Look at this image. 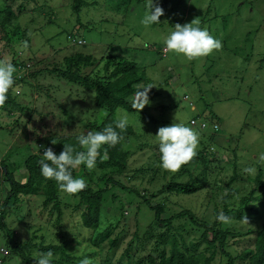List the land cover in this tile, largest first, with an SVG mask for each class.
Returning a JSON list of instances; mask_svg holds the SVG:
<instances>
[{
    "label": "rangeland",
    "instance_id": "1",
    "mask_svg": "<svg viewBox=\"0 0 264 264\" xmlns=\"http://www.w3.org/2000/svg\"><path fill=\"white\" fill-rule=\"evenodd\" d=\"M98 1L97 8L84 6L76 15L72 0H0L1 10L11 8L19 15L23 34L10 42L0 31V61L11 62L16 68L14 86L7 94L11 101L0 107V170L7 165L15 180L24 184L25 160L41 155L45 148H54L45 138L58 140L99 131L106 119L107 112L95 106L93 93L50 74L49 69L62 67L65 57L78 54L96 60L125 58L144 73L142 85L155 86L149 92L150 105L137 113H115L117 119L118 113L126 112L132 129L125 148L131 154L130 176L135 177L125 181V186L139 187L149 196L155 194L149 197L151 203H166L167 215L192 214V219L187 216L173 221L171 228L178 249L188 256L194 255L188 248L192 244L199 245V253L204 255V226L226 233V250L232 257L246 256L255 247L257 232L264 228V170L263 174L251 175V181L230 187L236 189L232 190L236 200L230 205L221 200L230 193L227 180L238 154L247 159L241 163V170L248 165L264 169L263 162L256 163L258 154L264 153V0H153L164 14L152 26L140 23L146 0H133L126 12L117 11V5L110 1ZM193 20L219 39L222 47L190 60L167 50L164 40L176 24ZM79 40L88 45L86 42L83 47ZM21 63L24 65L16 67ZM96 67H83L82 73ZM102 68L103 64L98 66ZM21 76L28 77L27 84L20 82ZM206 104L211 109L204 110ZM210 111L220 119L214 141H209L214 134L210 122L206 130L190 126L195 116L209 119ZM174 121L199 133L197 157L210 142L209 153L203 155L206 163L197 161L188 167L191 176L182 175V169L169 172L159 164L154 136L158 128ZM202 172L206 174L200 177ZM90 173L91 177L99 174ZM80 175L90 186L86 172ZM155 177L157 181L151 186L150 179ZM189 177L207 180L206 189L192 196L166 195L165 187L172 179L186 181ZM8 190L9 183L0 173V209ZM210 190L215 195L212 201ZM246 194L254 200L242 209L238 201ZM61 195L64 210L51 218L42 208L44 197L22 196L23 203L6 220L15 239L44 244L60 242L63 237L75 239L77 255L94 256L96 264H135L158 254L154 247L161 239V248H171V236H165L168 227L154 224V214L146 204L119 187L97 205L98 221L93 229L83 226L81 212L75 210L77 193ZM225 208L240 213L232 214L227 223L217 221V214ZM114 240H119L116 246L111 244ZM31 253L37 257L36 250ZM226 262L221 254V264ZM246 262L238 260L235 264ZM0 264H26L6 247L1 231Z\"/></svg>",
    "mask_w": 264,
    "mask_h": 264
},
{
    "label": "trees",
    "instance_id": "2",
    "mask_svg": "<svg viewBox=\"0 0 264 264\" xmlns=\"http://www.w3.org/2000/svg\"><path fill=\"white\" fill-rule=\"evenodd\" d=\"M110 1L111 4L117 5V11L126 12L129 10L130 5L133 0H105ZM84 6H89L90 8H97L99 6L98 0H72V8L74 13L79 15ZM8 29L14 31L9 32ZM0 31H3L6 36V40L13 41L14 39L19 38L18 34H22L21 26L19 25V15L13 11V9H2L0 8ZM83 47H86L85 41L79 40ZM103 64L102 69H98L99 65ZM250 63H248L249 65ZM23 63L17 64L21 67ZM247 65V64H245ZM96 67V69L90 70L88 74L82 73L83 67ZM50 74L59 75L61 79H64L72 84L80 86L87 92L94 94V103L95 106L107 112L106 119L100 124L99 130L107 125L115 126L114 122L116 120L115 113L118 110H124L130 113H137L139 110L134 107L135 104V92L138 86H141L144 81V73L137 68L136 64L132 61H129L121 57H109L105 59L102 57L99 60L91 56H85L78 54L75 56L65 57L63 59L62 67H53L49 69ZM33 74L30 75L33 76ZM21 83L27 84L28 77L21 76ZM18 79V78H17ZM11 101L10 97L5 101L4 104L0 105L3 107L7 101ZM211 109L209 104L205 105L204 110ZM202 114L204 113L201 111ZM202 115L193 117L196 120L208 121L213 125L218 126V131L220 130V119L212 111L209 112L207 118H203ZM192 121V120H191ZM190 121V126L196 129H201L200 127L193 126ZM120 131V130H117ZM217 132H214L211 135V140L214 141ZM132 133V129L127 126L126 130L120 132L122 140L113 147H107V154L105 156L104 149L100 151V156L97 158L96 169L88 170L83 165L79 166L77 169H74L72 174L74 177H80V173L86 172V176L91 181L90 186L86 185L85 189L78 192L79 202L75 206V210L81 212L82 224L86 229H93L94 224L98 221V204L103 201L104 196L114 188H121L128 195H131L133 198H139L146 204V207L154 214L153 223L158 226L168 227L167 233L165 236L170 235L171 240L168 242V245L171 244L170 250H164L161 248V245L164 243V240L161 239L155 244L154 250L158 252L155 255H149L144 260H141L135 264H221V254L227 258L226 264H235L238 260L247 261L246 264H264V228L257 232L255 238V247L253 250L249 251L246 256L237 258L232 257V255L227 252V238L226 233L222 231H216L213 227L204 226L203 232V243H204V255L199 253V245L192 244L188 246L190 250L194 252V255L188 256L187 253L182 252L178 249V241L176 236L171 234V228L173 226L172 222L176 221L182 217H189L192 219L191 213H180L176 216L167 215L166 203H158L154 205L151 203L150 198H154L156 195L151 194L146 195V190H141L139 187L125 186V181L130 180L135 177L130 176L133 172L130 170L129 158L131 156L130 152L125 148V144L129 140V136ZM74 136H65L60 137L58 140H52L45 138L49 145L53 144V151L56 154H59L63 150V145H72L77 150H81L76 137ZM53 142V143H52ZM210 143V142H209ZM208 144H204L205 148L200 151L198 157L195 156L192 161L182 165V175L188 174L191 176V173L188 170V167L197 164L199 162L206 163V158L203 157L205 153H209ZM42 154V153H41ZM41 159L40 154L32 155L28 157L24 166L27 171V178L24 184L19 183L13 177V172L8 169V166L4 164L2 170H0L1 175H3L6 181L9 183L8 195L6 196L4 202L1 205L0 209V231L4 233L6 238V247L10 249L11 253L19 257L26 264H35L37 257H33V250L39 252H47L51 250L53 252V264H79L80 259L85 258L86 256H79L76 253L75 239L66 240L62 238L60 242H54L49 244H44L42 242H37L36 240H30L27 242L20 243L15 239L14 232L9 229L6 222L7 218L12 214L14 209H18V206L23 203L25 196L31 197H44L42 202L43 210L49 211V218L55 214H61L63 212L62 207V191L57 187L56 183L52 180H46L40 174V167L38 161ZM243 160V161H242ZM235 166L233 167V174L227 180V185L230 189V193L226 195L221 202H225V205H230L231 200H236L232 194L234 188L231 186L241 184L243 182L251 181V175H244L245 173L241 170V163L247 162V159L243 154H238L235 159ZM257 166L259 162L257 161ZM264 163V162H263ZM249 166V165H248ZM258 174H263L264 169L257 167ZM151 170H156L151 168ZM92 171H96L99 174H93L91 177ZM137 173H141L139 170ZM206 173L202 172L199 174L200 177ZM97 175L96 181L93 179ZM180 177L181 174L179 173ZM177 176V177H178ZM83 178V176H81ZM200 177H189L186 181H181L178 179H172L170 183L165 187L166 195H176V196H192L198 194L199 192L206 189L208 181H202ZM253 177V176H252ZM87 181V179H86ZM157 177L150 179L149 183L151 186L155 184ZM253 181V180H252ZM211 191L210 200L212 201L215 197L213 191ZM237 192V191H235ZM163 194V193H161ZM23 196V197H22ZM150 197V198H149ZM229 199V201H228ZM254 199L251 195H244L238 201V204L242 209L248 208L249 203ZM228 201V202H226ZM241 208L239 210H241ZM239 211L229 210L225 208L224 214L230 218L235 214L239 215ZM43 214L45 212L43 211ZM170 216V217H167ZM236 216V217H237ZM165 217V218H164ZM216 226V225H215ZM136 236H138L136 234ZM167 241V239H166ZM119 240H114L111 242L112 245H117ZM211 250H216V253L211 254ZM74 251V252H72ZM129 255V254H128ZM204 256V257H203ZM89 264H96L94 256H87ZM103 264H109L104 262ZM122 264V262H120Z\"/></svg>",
    "mask_w": 264,
    "mask_h": 264
},
{
    "label": "clouds",
    "instance_id": "3",
    "mask_svg": "<svg viewBox=\"0 0 264 264\" xmlns=\"http://www.w3.org/2000/svg\"><path fill=\"white\" fill-rule=\"evenodd\" d=\"M163 14V9L158 4H154L153 0H146L145 11L140 23L145 26L157 25L159 17ZM172 29L164 40L165 47L170 52L187 59L206 57L222 47L219 39L213 37L207 28L198 26L194 20L184 25L176 24ZM15 71L16 68L11 62L0 61V105L8 99L7 94L14 86ZM154 87L152 83L138 86L134 94L136 109L140 111L146 105H150L149 92ZM192 121L209 126L206 121L199 122L196 119ZM128 123L129 116L122 111L118 113L114 127L107 125L99 131H89L86 135L77 136L76 140L81 150H77L72 145H63V150L56 154L52 148H45L38 161L41 176L46 180L54 181L57 187L66 194H76L82 191L86 187V181L82 177H74L73 170L81 165L88 170H95L101 149H104L106 156L107 147H113L122 140L120 132L126 130ZM154 138L158 147L160 167L169 172H176L197 155L199 133L185 123L174 121L169 126L160 127ZM256 160L264 162V153H259ZM242 171L248 175H255L258 169L255 166H245ZM230 219L223 211L216 216V220L222 223H227ZM52 258L51 250L39 252L35 264H53ZM79 264H89L88 258L80 259Z\"/></svg>",
    "mask_w": 264,
    "mask_h": 264
},
{
    "label": "built area",
    "instance_id": "4",
    "mask_svg": "<svg viewBox=\"0 0 264 264\" xmlns=\"http://www.w3.org/2000/svg\"><path fill=\"white\" fill-rule=\"evenodd\" d=\"M192 125L194 126H199L202 130H205L207 128V125L205 123H201V124H198L196 121H192ZM214 131H218V126L217 125H214Z\"/></svg>",
    "mask_w": 264,
    "mask_h": 264
}]
</instances>
